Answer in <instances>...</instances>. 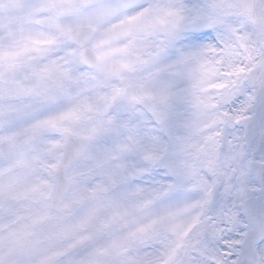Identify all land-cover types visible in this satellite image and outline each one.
<instances>
[{
	"label": "snow or ice",
	"instance_id": "1",
	"mask_svg": "<svg viewBox=\"0 0 264 264\" xmlns=\"http://www.w3.org/2000/svg\"><path fill=\"white\" fill-rule=\"evenodd\" d=\"M0 264H264V0H0Z\"/></svg>",
	"mask_w": 264,
	"mask_h": 264
}]
</instances>
